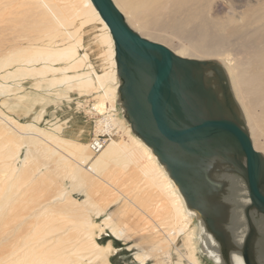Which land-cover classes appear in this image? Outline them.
<instances>
[{"label":"bare ground","instance_id":"obj_1","mask_svg":"<svg viewBox=\"0 0 264 264\" xmlns=\"http://www.w3.org/2000/svg\"><path fill=\"white\" fill-rule=\"evenodd\" d=\"M113 1L127 23L142 36L167 45L181 56L216 59L224 66L253 146L264 154V0H247V8L238 12L228 7L221 17L206 10L210 0ZM0 5V12L3 8L16 9L19 16L11 21L19 24V33L24 30L40 33L19 41L18 54L0 55V72H3L0 77L45 78L52 71L65 75L59 80L61 84L70 78L67 73L82 66H78L82 57L74 56L78 51L93 70L82 43V31L94 25L91 27L99 33H94L93 38L104 44L107 67L103 73L93 71V74L97 88L105 86L102 96L109 99V107L103 98L94 105L100 115L107 114L95 125L97 134L93 128L90 141L97 142V153L90 149L91 142L83 145L66 140L34 123L18 122L0 112V226L5 225L4 217L11 207L15 210L13 203L19 199L21 184L27 183L28 188L46 181L54 183L57 189L38 202L30 214L28 211L26 218L58 213L66 215L71 222L65 231L52 226L43 232L36 229L37 235L25 233L23 241L11 243L16 248L6 256L0 255V264H82V254L95 264H111L108 255L114 249L112 244L100 245L95 239L96 231L100 235L105 229L121 242L140 235L154 249H162L163 257L172 263L169 248L179 235L186 233L193 220L197 224L200 254L213 264H220L217 254L203 249L202 227L187 210L177 187L151 149L132 134L122 116L117 103L119 80L113 39L91 0H0ZM65 61L68 63L60 65ZM13 64L17 66L10 69ZM79 75H82L80 69L75 73ZM53 80H48L49 86ZM84 82L92 84L93 79L88 76ZM5 88L0 83V95ZM87 113L92 117L95 111L88 108ZM59 126L53 125L52 131ZM120 130L127 139L122 135L120 138ZM118 134L117 139L113 137ZM41 157L56 159L51 165L46 161L37 166ZM57 167L62 170L59 174L55 172ZM66 180L68 186L64 183ZM74 191L81 192L85 198L81 201L74 198L71 196ZM112 205L116 208L107 213ZM186 234L190 239L192 232ZM5 238H0V246L5 244H2ZM133 246L130 244L127 249L132 250ZM191 253L178 255L175 263L201 264ZM154 256L141 249L134 252L138 264H147Z\"/></svg>","mask_w":264,"mask_h":264},{"label":"water","instance_id":"obj_2","mask_svg":"<svg viewBox=\"0 0 264 264\" xmlns=\"http://www.w3.org/2000/svg\"><path fill=\"white\" fill-rule=\"evenodd\" d=\"M111 33L117 103L202 227L220 264H264V154L224 66L181 56L133 29L113 0H91Z\"/></svg>","mask_w":264,"mask_h":264},{"label":"rangeland","instance_id":"obj_3","mask_svg":"<svg viewBox=\"0 0 264 264\" xmlns=\"http://www.w3.org/2000/svg\"><path fill=\"white\" fill-rule=\"evenodd\" d=\"M246 1L247 0H210L205 5V8L207 11L215 13L217 17H221L225 14L226 8L228 7H232L235 12L246 9ZM191 5L192 3L188 4V6ZM3 9L0 12V55L10 56L12 54H18L20 42H23L27 38H30L34 35L38 36L40 35V33L35 30H24L22 33H19V24L11 21V18L13 19L16 16H19L16 9H13L12 11L10 8ZM91 26L88 28L84 27V30L82 31V43L85 47V51L88 53L89 61L93 64V70L89 67L88 62L84 60L81 52L78 51V53H76L74 56L77 58L82 57V60L79 61L78 64V66L81 64L82 66H80V68H77V70L80 69L82 75L75 76L77 70H73L67 73L68 75H70V78H68L61 84H59V80L65 75L52 71H50V75L45 78L29 75L21 76L20 78L11 77L7 79H3L2 77H0V83L4 86V88L6 87L5 92L0 95V112L14 118L18 122L34 123L41 128L53 132L54 134H56V136L63 139L77 142L83 145L90 143L91 137L93 136V128L95 134H97L98 132L95 131V125L100 119H102L104 115H107L106 113L100 115L94 109L96 101L100 99L102 100L103 98V101L105 102L107 107H109V99H106L102 96L104 94L105 86L102 89H98L97 82L93 74V71L95 73L101 74L107 67L106 61L104 60L105 47L103 46L104 44L101 41L98 42L95 38H93V34L99 33V31L96 30L97 28ZM173 44L176 45L177 41H174ZM67 63L68 62L65 61L60 65H65ZM16 66L17 64H13L10 69ZM10 69H8L7 71H9ZM2 73L3 72H0V74ZM88 76L93 79L92 84L84 82V80ZM50 79H54V83L51 86H49L50 82H48V80ZM19 81H23V83ZM88 108L89 110L95 111V113L92 114V117L91 114L89 115L87 113ZM117 111L118 116H120L119 109H117ZM55 124H59L60 126L59 128L52 131L53 125ZM119 134L120 138L124 137L125 139H127L124 131L120 130ZM119 134L113 137L117 139ZM106 138H108V136ZM21 155H23V152ZM55 159L56 157H41L39 162H37V166L46 161H48L49 165H51L53 164ZM61 171V168L57 167L55 169V172H57L58 174ZM0 174L2 175V173ZM52 177L56 181L59 180L54 175H52ZM64 183L67 186L69 185V182L67 180ZM26 185L27 183L20 185L19 192H21V194L19 195V199H15V202L13 203L15 206V210H13V207H11L12 209H10L9 211L7 210V215L4 217L7 221H5L4 226L1 225L2 228L0 226V238L4 236L6 237V240H3L4 242H2V244H5L0 246V255L2 256H6L9 253V250L14 249L13 247L16 248V246H12V244L14 245L16 244V242L19 243V241H23V238L26 235L25 233H29L30 236L33 233L34 235H37V231L43 232V230L46 229L48 231V228L52 226L53 228H60V231H65L66 228H69V226H71L69 218L66 215L63 216L62 214L58 213H53L45 216L48 217L47 219L43 216L35 217L36 219L26 218L28 214H30L35 208H37L36 205L38 204V202H41L44 197H48L53 194L57 189L54 183H50L48 181L31 186L33 188H27ZM71 196L78 199L79 201L85 198L84 194L76 191L72 192ZM13 204L11 205L13 206ZM114 208H116V206L112 205L111 208L109 207L106 210V212H111V210ZM12 210L14 211V213ZM101 217H103V215ZM21 220H24L25 222L21 223L22 225L20 224ZM27 220L29 221V223L27 222ZM95 220L100 221L101 219ZM38 221L41 223L39 224ZM28 224H30L31 226H29ZM34 227L35 229H33ZM39 227L41 230L38 229ZM29 229H31L30 232H28ZM70 232L74 233V230H70ZM187 232H192V236L190 237V239H188L187 237ZM1 233L3 236H1ZM186 233L179 235L175 243L169 248L172 263H170L163 257V253L161 252L162 249H154L151 246L150 241H147V239L142 238L140 235L135 236V238L130 241L121 242L115 240L109 234L108 230L105 229L104 232H102L100 235H98L99 233L98 231H96L95 239L100 245H104L107 242H110L112 244L114 249L111 251V254L108 255L109 262L111 264H138L134 260V252L140 251V249L143 250V252L145 251L147 253L149 252V254L151 255L153 254V256L155 255L153 259H151L147 264H152L153 262H158L160 264H176L175 259L178 257V255H182L184 254V252L188 254V252L191 253V251V254H194L201 264H213L207 256H205L204 254H200V251L198 250L197 224L194 220L190 222ZM130 244L135 245L133 246L132 250L127 249L128 245ZM150 246L152 247V249ZM81 259L82 264H95L88 259V256L86 254H82Z\"/></svg>","mask_w":264,"mask_h":264},{"label":"built area","instance_id":"obj_4","mask_svg":"<svg viewBox=\"0 0 264 264\" xmlns=\"http://www.w3.org/2000/svg\"><path fill=\"white\" fill-rule=\"evenodd\" d=\"M96 144H97V142H93L92 141L91 144H90V149L97 153V151L99 150V147Z\"/></svg>","mask_w":264,"mask_h":264}]
</instances>
